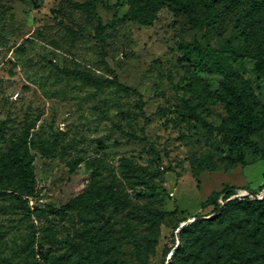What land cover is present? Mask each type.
I'll list each match as a JSON object with an SVG mask.
<instances>
[{"label": "rangeland", "instance_id": "rangeland-1", "mask_svg": "<svg viewBox=\"0 0 264 264\" xmlns=\"http://www.w3.org/2000/svg\"><path fill=\"white\" fill-rule=\"evenodd\" d=\"M118 1L98 7L102 25L113 22ZM86 2L0 0V149L30 127L35 157L30 214L0 193V264H82L92 235L105 239V253L111 249L108 264H167L177 228L215 214L206 206L213 194L230 190L228 201L240 203L254 199L245 192L264 196V128L234 145L215 131L237 127L220 96L226 80L248 81L264 106V69L258 75L253 62L212 53L244 51L237 27L195 29L168 6L144 26L126 8L119 13L125 21L101 43L97 19L71 5ZM114 77L137 94L117 90ZM95 184L121 188L128 210L148 206L165 214L149 261H134L132 244L118 240L127 210L95 218L52 213ZM248 216L241 210L237 218ZM244 234L235 233L249 264H264Z\"/></svg>", "mask_w": 264, "mask_h": 264}, {"label": "trees", "instance_id": "trees-1", "mask_svg": "<svg viewBox=\"0 0 264 264\" xmlns=\"http://www.w3.org/2000/svg\"><path fill=\"white\" fill-rule=\"evenodd\" d=\"M103 0H88L83 4H71L81 10L87 19H97L95 37L101 43L105 41V33L113 31L119 23L125 21L119 13L128 8L131 18L144 26H152L158 13L168 6L173 12L186 19L195 28L206 32H220L225 26L233 24L240 31L245 49L213 50L217 57H224L233 62L250 61L255 64L256 72L261 75L264 69V0H119L115 5V15L112 23L102 25L97 9ZM86 81L96 83L91 73H79ZM117 90L137 94L136 91L120 84L117 77L110 83ZM139 95V94H138ZM220 96L230 107L236 128L229 129L224 125L215 131L232 145L245 141L250 133H258L264 128V106L260 103L248 81L228 79L224 83ZM141 103V100H140ZM28 128L18 141H13L9 149H0V193L11 194L16 201L30 214V199L35 195V177L33 164L35 157L31 154ZM245 147L246 146H242ZM244 148V149H245ZM49 147H43V152H49ZM264 161V151L260 155ZM244 162V158L237 159ZM134 169L132 166L130 167ZM204 169L201 168V171ZM232 197L230 190L213 194L206 206L213 207L210 215L218 212L221 202H225L222 213L210 220H200L184 227L180 233L182 244L172 257L171 264H249L250 260L240 249L236 235L243 229L250 241L264 260V199H246L228 201ZM128 199L121 188L100 189L93 185L80 195L72 198L66 205L56 209L53 214L76 215L80 218L97 217L113 211L128 212L118 240L124 239L135 249L134 261L145 259L149 261L154 255L160 239V229L165 220V214L153 207L127 209ZM244 210L249 216L237 218ZM206 215V216H210ZM194 218V217H193ZM192 219V218H191ZM190 220V219H189ZM180 226L177 228V230ZM236 233V235H235ZM104 238L97 239L96 235L88 238L85 246L88 256L77 261L82 264H108L106 257L112 251L105 253L100 243ZM95 256V259L92 258ZM85 257V255H84ZM237 259V262L234 260Z\"/></svg>", "mask_w": 264, "mask_h": 264}, {"label": "water", "instance_id": "water-1", "mask_svg": "<svg viewBox=\"0 0 264 264\" xmlns=\"http://www.w3.org/2000/svg\"><path fill=\"white\" fill-rule=\"evenodd\" d=\"M243 196H251L252 198H254V199H256V200H263V199H264V196H263L262 198H257V196H256L253 192H245V195H243ZM224 206H225V204H223V205L221 206V208L218 210V212H216L214 215H212V216H210V217H203V218H201L200 220H210V219H213V218L218 217V216L222 213V211H223V209H224ZM196 221H197V219H193V220H191V221H189V222H187V223L182 224L181 227L177 230V234L179 235L180 231H181L184 227H186L187 225H189V224H191V223H194V222H196ZM181 246H182V244H181L180 240L178 239L177 246H176V248L172 251V253L169 255L168 263H167V264H171V262H172V257H173V255H174V253H175L179 248H181Z\"/></svg>", "mask_w": 264, "mask_h": 264}]
</instances>
